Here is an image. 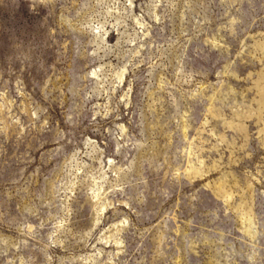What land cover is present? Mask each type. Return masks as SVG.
<instances>
[{"label":"rangeland","instance_id":"374dc122","mask_svg":"<svg viewBox=\"0 0 264 264\" xmlns=\"http://www.w3.org/2000/svg\"><path fill=\"white\" fill-rule=\"evenodd\" d=\"M0 264H264V0H2Z\"/></svg>","mask_w":264,"mask_h":264},{"label":"water","instance_id":"95a60500","mask_svg":"<svg viewBox=\"0 0 264 264\" xmlns=\"http://www.w3.org/2000/svg\"><path fill=\"white\" fill-rule=\"evenodd\" d=\"M2 2V0H0ZM19 37L11 32L10 35L6 38L5 42L2 43V47L5 49L7 58H13L18 52L19 48Z\"/></svg>","mask_w":264,"mask_h":264}]
</instances>
